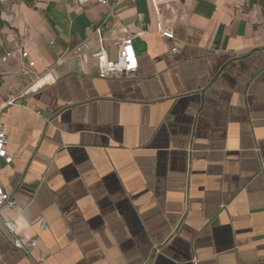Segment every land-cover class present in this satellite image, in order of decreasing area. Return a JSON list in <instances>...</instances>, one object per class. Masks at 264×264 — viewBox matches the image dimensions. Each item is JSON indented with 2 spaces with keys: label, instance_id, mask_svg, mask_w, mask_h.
<instances>
[{
  "label": "crops",
  "instance_id": "0c3cea01",
  "mask_svg": "<svg viewBox=\"0 0 264 264\" xmlns=\"http://www.w3.org/2000/svg\"><path fill=\"white\" fill-rule=\"evenodd\" d=\"M110 3L0 0V57L56 78L0 70V264H264V0ZM126 37L137 73L101 79Z\"/></svg>",
  "mask_w": 264,
  "mask_h": 264
},
{
  "label": "built area",
  "instance_id": "2783aa9c",
  "mask_svg": "<svg viewBox=\"0 0 264 264\" xmlns=\"http://www.w3.org/2000/svg\"><path fill=\"white\" fill-rule=\"evenodd\" d=\"M130 1L136 2V0ZM152 1L157 7H160L161 5L169 3L173 0ZM88 2L89 0H79L81 5H86ZM99 3L112 8L110 0H99ZM158 33L167 39L174 38L173 30L166 27L163 22L159 23ZM77 51L80 50L78 49ZM91 56L98 61L101 79H128L132 78L137 73L138 59L132 37H126L121 40L119 43L116 60L109 59L106 47H102L98 51L94 52ZM16 57H20L22 60L21 68L18 72L19 76L24 82L28 83L25 90L20 95L35 93L47 85H53L56 83V78L51 69H47L39 74L34 73L36 62L30 59L29 53L24 49H18L0 57V70L4 69L8 65L9 61L11 59H15ZM83 58L87 61L89 59V55L83 54ZM60 63H62V60L58 61V64ZM18 99L19 97L17 95L10 96L8 99L0 103V166L11 165L13 163V157L8 153L7 150L9 140L4 131L2 115L5 109L14 105ZM17 208L18 201L15 196L0 186V217L4 209L16 210ZM5 226L7 230L15 237L17 225L13 222H6ZM14 246L17 249L23 250V245L20 239L15 238Z\"/></svg>",
  "mask_w": 264,
  "mask_h": 264
},
{
  "label": "trees",
  "instance_id": "16d2710c",
  "mask_svg": "<svg viewBox=\"0 0 264 264\" xmlns=\"http://www.w3.org/2000/svg\"><path fill=\"white\" fill-rule=\"evenodd\" d=\"M1 86H2V80L0 79V89H1Z\"/></svg>",
  "mask_w": 264,
  "mask_h": 264
}]
</instances>
